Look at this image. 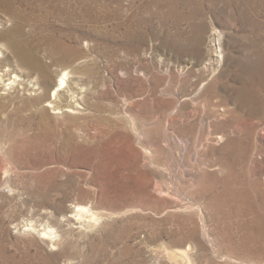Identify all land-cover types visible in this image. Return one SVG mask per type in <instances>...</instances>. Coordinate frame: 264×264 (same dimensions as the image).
Returning a JSON list of instances; mask_svg holds the SVG:
<instances>
[{"label": "rangeland", "instance_id": "1", "mask_svg": "<svg viewBox=\"0 0 264 264\" xmlns=\"http://www.w3.org/2000/svg\"><path fill=\"white\" fill-rule=\"evenodd\" d=\"M9 1L0 264H264V0Z\"/></svg>", "mask_w": 264, "mask_h": 264}, {"label": "bare ground", "instance_id": "2", "mask_svg": "<svg viewBox=\"0 0 264 264\" xmlns=\"http://www.w3.org/2000/svg\"><path fill=\"white\" fill-rule=\"evenodd\" d=\"M17 2H19L18 0H16ZM15 4V3H14ZM0 5H6V6H10L11 5V1H9V0H0ZM12 6V5H11ZM14 15H16V14H14ZM56 41V40H55ZM57 42V41H56ZM55 43V42H54ZM10 45H15V41H12L11 43H10ZM58 46V49H60L61 50V59L63 60V61H65L67 58H69V53H68V49H67V47H65L63 44H59V45H57ZM58 53V52H57ZM59 53V54H60ZM24 60H27V59H24ZM68 60V59H67ZM32 62V61H31ZM33 62L35 63V64H37V67H39L38 65H39V63L33 58ZM32 62V63H33ZM33 63V64H34ZM36 66V65H35ZM68 74H64L62 77H60V79H59V82L57 83V85H56V90H55V93L53 94V99L55 100H53V101H48V106H50V107H53V109L54 110H59V109H61L63 106L64 107H68L67 109L68 110H70L69 108H71L72 106H71V102L69 103L68 101H66L65 103H60V102H58V101H56V98H57V96H58V93L64 88V86L67 84L66 83V76H67ZM75 94V93H74ZM62 100V99H61ZM80 208V207H79ZM86 213H88V209L86 208H80L79 210H78V214L79 215H83V214H86ZM87 216V215H86ZM91 216H93V218H94V215H91ZM94 220H95V218H94ZM48 233H45V235H47ZM190 247V246H189ZM169 253V252H168ZM167 253V254H168ZM177 254V253H176ZM179 255L180 256H178V258L179 257H181L182 259H186V261L188 262V259L186 258V252L184 253V252H181V253H179ZM169 256V255H168ZM171 257V256H170ZM173 261V260H172ZM178 263V262H177Z\"/></svg>", "mask_w": 264, "mask_h": 264}]
</instances>
